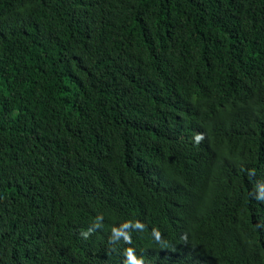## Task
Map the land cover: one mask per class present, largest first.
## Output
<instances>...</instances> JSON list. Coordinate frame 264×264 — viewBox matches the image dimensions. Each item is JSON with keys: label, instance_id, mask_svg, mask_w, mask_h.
<instances>
[{"label": "trees", "instance_id": "obj_1", "mask_svg": "<svg viewBox=\"0 0 264 264\" xmlns=\"http://www.w3.org/2000/svg\"><path fill=\"white\" fill-rule=\"evenodd\" d=\"M0 264H264V0H0Z\"/></svg>", "mask_w": 264, "mask_h": 264}]
</instances>
